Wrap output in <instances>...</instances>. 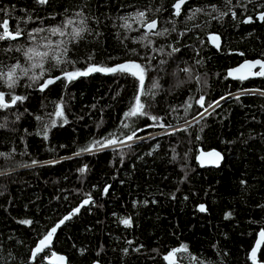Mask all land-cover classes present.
Here are the masks:
<instances>
[{"label":"trees","instance_id":"1","mask_svg":"<svg viewBox=\"0 0 264 264\" xmlns=\"http://www.w3.org/2000/svg\"><path fill=\"white\" fill-rule=\"evenodd\" d=\"M176 2L0 0V22L22 31L0 40L2 72L30 67L28 47L55 49L70 39L49 29L70 33L81 20L87 28L67 44L62 59L71 62L49 60L39 80L18 73L11 89L0 79L9 104L0 108V264H48L53 251L69 264H170L165 257L177 249L178 264H252L264 231V77L235 82L228 71L264 60V0H192L179 17ZM138 12L159 21L156 32L168 31L146 33ZM214 34L222 39L219 52L209 41ZM128 61L146 68V115L125 116L140 94L131 74L64 75ZM12 96L24 99L12 104ZM106 139L116 143L81 151ZM200 148L222 152L221 168H200ZM77 208L52 246L33 258Z\"/></svg>","mask_w":264,"mask_h":264},{"label":"snow or ice","instance_id":"2","mask_svg":"<svg viewBox=\"0 0 264 264\" xmlns=\"http://www.w3.org/2000/svg\"><path fill=\"white\" fill-rule=\"evenodd\" d=\"M48 2V0H39L40 4H46ZM185 2V0H177V3L174 5L175 9H176V14L179 15V10L181 5ZM231 2V0H229V3ZM79 15V14H78ZM145 12H138L136 14L137 18L139 19V23L141 24L142 27L146 28L148 33H152L154 32V30L157 28V21L156 20H151V21H146L144 19L145 17ZM222 15H224V13H222ZM261 20H264V14H261L259 17ZM125 20V24L124 27L127 28L129 27V25L127 24V20L128 18L125 17L123 18ZM247 22H252V18L249 17ZM66 24L68 25H73L74 21L73 20H68L66 21ZM80 26L79 27H73L72 31L70 33H66L65 29L63 27H54L49 29V31L51 32L52 35H60V36H65L66 34L69 35L70 39L68 41H64L61 40L57 43L55 49H53L51 43H46L43 45V49L41 50L40 47H28L25 52L24 55L27 57L28 61L30 62V67H22L19 63L12 65L7 72H2L0 71V79L4 80V82L7 84L8 88H14L19 79L21 78V75H19L18 73H22L23 76H29V73L31 72L32 75L29 77L31 80H39L43 77L44 72H45V68L44 65L45 63H47L49 60L54 62L55 66H59L60 64H63L65 62H71V61H65L64 59H62V57H65L67 55L68 52V47L67 44L74 41V40H79L82 38L83 33L87 30L86 26H85V21L81 20L79 22ZM0 28L3 29V31H0V40H5V39H10V40H16L18 37H20L22 35V31L19 28V26H17L15 28V30H9V23L7 20H4L2 22H0ZM37 33L43 31V29H36L35 30ZM167 29H164L161 32H156V35H163L164 32H167ZM29 38L32 40H35V36H33L31 33H29ZM47 39V38H44ZM147 39V36H142L141 40H145ZM213 39H218V37H213ZM255 65H260L261 67V71L259 73H256V75H264V63H262L261 61L257 60L255 62H248L246 63L243 67L249 68L251 69L252 67H254ZM39 69V75H37L35 73L34 70ZM241 69H236L235 71L239 72ZM92 72H103V73H111V74H115V73H121V74H131L134 77H137V79L139 80V84H140V94L137 95L135 97V103L134 106L131 108V110L127 113H125L126 117H132V116H136V115H146L147 113L144 111L145 105L144 103L141 102V95H144V79H145V73H146V68L144 66H142L139 63H136L135 61H128L125 63H121L118 65H115L113 67H107V66H100V65H96V64H92L90 65L86 70L80 71H73V72H65L64 75L65 77H67L68 80H72L77 78L78 76H86L89 75ZM60 77H56V78H49L45 81L44 84H42L41 90H43L45 87L48 86V84L54 83L55 79H59ZM241 79L247 78L246 76H242L240 77ZM24 99V97H20V96H12L11 97V103L15 104L17 101ZM198 104H200L201 107L204 106V98L201 97L198 101ZM217 104L219 103L218 101L216 102ZM213 105H209V107H212ZM9 107V104L6 102L5 100V94L3 92H0V108H6ZM189 107H191V105H189ZM205 111H207V109H205ZM63 114L62 108L61 111L57 112L56 115L57 116H61ZM201 115H203V113H201ZM151 119L156 120L157 117L153 116L151 117ZM67 121L65 120V123ZM125 127H127V125H125ZM128 139H132V137H128ZM116 140L114 139H106L105 143H101L100 141H94L92 145L82 149L81 151H92L93 148L97 147V145H99L100 147H106L109 144H115ZM214 155H219L218 153H215ZM84 204H88L89 200H85L83 202ZM201 211H204V207L201 206L200 207ZM76 212H79V208H77L75 210ZM70 217H65V219H69ZM24 223H30V221H24ZM61 223H63V221H61ZM123 223L125 225L130 226L131 225V220L130 219H124ZM59 227V225H57L56 227L52 228L51 232L48 233L47 236L44 237V239H42L40 241L39 246L34 250L33 252V258H35V256L41 252L44 251V249L46 247H48V245L51 242L52 236L53 234L56 232L57 228ZM260 238L261 241L260 242H264V231H262L260 234ZM260 243L257 244V248H259ZM181 249H177L174 250L173 252H171L168 256L165 257L166 260L170 261V264H174V260L173 257L175 256V251H180ZM184 251H186L187 249L184 248ZM53 256H55V259L58 261H64L65 257L63 256H58L55 253L52 254ZM252 257L253 260L256 259V251L254 250L252 253Z\"/></svg>","mask_w":264,"mask_h":264},{"label":"water","instance_id":"3","mask_svg":"<svg viewBox=\"0 0 264 264\" xmlns=\"http://www.w3.org/2000/svg\"><path fill=\"white\" fill-rule=\"evenodd\" d=\"M192 0H185V2L181 5L180 7V10H179V15L176 14V9L174 7V5L177 3H175L173 5V14L174 16H181L182 14V11L184 9V7L190 3ZM157 21V28L154 30V32H156L158 29H159V21ZM260 21L262 22V20L260 19ZM145 32H147L146 28H144ZM152 32V33H154ZM213 37H218V39H213ZM209 41H210V44L219 52L221 51L222 49V39L219 35L217 34H214L212 35L210 38H209ZM261 61L262 63H264V60L262 59H254V60H245L243 61L241 64L231 68L229 71H228V75H229V78L232 80V81H241V82H247V81H250V80H256V79H260V78H263L264 75H256V73H259L261 71V67L260 65H255L254 67H252L251 69L249 68H246V67H243L246 63L248 62H255V61ZM241 69L239 72L235 71L236 69ZM242 76H246L247 78H244V79H241L240 77ZM215 153H218L219 155H214ZM225 161V156L222 152L218 151V150H209V151H205L203 150L202 148L199 149V152H198V155L196 157V162L197 164L199 165L200 168L202 169H220L221 166L223 165ZM76 210V209H75ZM75 210H73L71 213H69L67 216L65 217H70L69 219H65V217L61 220L63 221V223L58 222L56 224L59 225V227L57 228L56 232L53 234L52 236V239H51V242L50 244L48 245V247H46L44 249V251L48 250L52 244H53V241H54V238H55V235L58 233V231L68 222L72 219V217L74 215H77L80 213V209H79V212H76ZM55 226V227H56ZM51 232V231H50ZM262 232V231H261ZM259 232V234L261 233ZM258 234L257 236V239L255 241V244L249 254V257H250V261L252 264H264V262L260 261V254H261V251H262V248L264 246V242H260L261 241V238H260V235ZM260 243V246L259 248H257V244ZM40 244V242H39ZM39 244L36 246V248L39 246ZM35 248V249H36ZM256 251V259L253 260V257H252V253L253 251ZM43 251V252H44ZM43 252L37 254L35 257H37L38 255L42 254ZM55 253L56 255L58 256H63L65 257L64 255L62 254H59L55 251H53L51 253V256L49 257L48 259V264H69L67 258L65 257V260L64 261H58L55 259V256H53L52 254ZM173 260H174V264H178L177 260H175V256L173 257Z\"/></svg>","mask_w":264,"mask_h":264}]
</instances>
